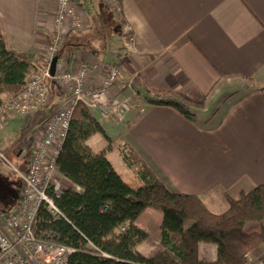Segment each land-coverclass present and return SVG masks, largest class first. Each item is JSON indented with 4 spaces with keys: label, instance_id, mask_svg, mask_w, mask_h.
I'll return each instance as SVG.
<instances>
[{
    "label": "crops",
    "instance_id": "0c3cea01",
    "mask_svg": "<svg viewBox=\"0 0 264 264\" xmlns=\"http://www.w3.org/2000/svg\"><path fill=\"white\" fill-rule=\"evenodd\" d=\"M119 2L122 20L112 0H75L83 29L67 30L60 54L64 71L74 72L81 63L90 65L87 83L91 88L100 87L110 65H119L123 81L109 95L139 98L122 119L91 110L109 141L97 133L86 144L96 153L105 152L132 189L143 182L138 166L123 158L124 144L169 190L195 195L210 212L223 214L229 209L228 198L238 200L242 193L264 186V0ZM55 13L56 0H0V35L9 50L28 53L39 62L53 31ZM124 25L133 33V49L126 57ZM113 35L116 41L110 39ZM50 84V109L55 110L64 90L55 81ZM145 86L180 94L196 113L195 119L169 106L151 105L146 97L154 96ZM43 118V113L10 114L0 130L23 135V141L7 149L20 160L19 193L14 201H6V208L0 206V212H13L19 204L22 177L31 157L25 158L42 139ZM6 178L7 182L16 180ZM69 186L80 190L73 183ZM144 216L155 217L161 227L163 213L148 208L135 223L150 237L140 224ZM260 227L248 223L245 232H258ZM147 241L137 244L136 250L149 257L152 254L144 247ZM250 257L253 264L263 259L264 245ZM200 258L215 261L217 245L201 243Z\"/></svg>",
    "mask_w": 264,
    "mask_h": 264
},
{
    "label": "trees",
    "instance_id": "16d2710c",
    "mask_svg": "<svg viewBox=\"0 0 264 264\" xmlns=\"http://www.w3.org/2000/svg\"><path fill=\"white\" fill-rule=\"evenodd\" d=\"M34 69L32 56L9 50L0 35V105L5 95H15L24 88ZM145 90L154 96L146 97L151 105L169 106L187 119H195L196 113L180 94L147 86ZM97 133L109 141L92 111L79 104L57 168L80 190L68 187L56 200L64 218L54 219L43 208L37 220L40 234L51 231L59 243L76 248L70 264H250L247 256L264 245V186L242 193L238 200L228 198L229 209L214 214L199 197L169 190L135 150L124 144L121 154L130 165L138 166L137 175L143 182L135 190L114 169L105 152L96 153L86 144ZM8 182L0 180L1 207L19 193V181ZM148 208L163 213L162 250L152 257L136 250L137 244L148 239L135 224ZM252 222L259 223L260 230L245 232V226ZM121 229L123 232H117ZM201 243L217 245L215 261L200 258Z\"/></svg>",
    "mask_w": 264,
    "mask_h": 264
},
{
    "label": "built area",
    "instance_id": "2783aa9c",
    "mask_svg": "<svg viewBox=\"0 0 264 264\" xmlns=\"http://www.w3.org/2000/svg\"><path fill=\"white\" fill-rule=\"evenodd\" d=\"M116 5L117 18H121L119 0ZM74 33L83 29V21L75 0H56V13L49 43L39 62H35L33 74L24 88L15 95H8L0 105V130L10 114H41L42 139L32 153L28 169L23 174V187L19 204L13 212H0V264H70L76 248L59 243L51 231L40 234L37 220L41 210L46 209L54 219L64 218L56 204L69 184L58 171L57 159L72 123L75 108L84 104L90 110H99L106 118L122 119L132 109L133 98L113 95L109 92L120 86L123 72L119 65L108 67L104 81L98 88L88 86L90 65L81 63L74 72L61 68L62 51L67 30ZM123 57L133 49V33L124 25ZM58 58L54 75L52 63ZM51 81L62 86L64 97L60 106L50 109L53 95ZM4 156L0 154V160ZM106 256V254H104ZM249 263L253 264L250 255ZM257 264H264V258Z\"/></svg>",
    "mask_w": 264,
    "mask_h": 264
},
{
    "label": "rangeland",
    "instance_id": "374dc122",
    "mask_svg": "<svg viewBox=\"0 0 264 264\" xmlns=\"http://www.w3.org/2000/svg\"><path fill=\"white\" fill-rule=\"evenodd\" d=\"M115 28H117L116 24H113ZM115 35L111 36L110 39H116L114 38ZM109 39V41H110ZM113 41L111 42V45L114 46L115 43ZM40 58V56H38ZM139 98H133V104L134 107L136 105V101ZM21 142L23 141V135L19 133H4L3 131H0V154L4 156L3 160H0V180L1 178L6 180V177H14L13 179L19 180V170H22L20 167V160L18 161V158L16 157L15 153L9 154L7 153V149L14 143V142ZM32 153V152H31ZM32 154L27 156L25 158V161L30 158ZM31 159V158H30ZM24 162V161H23ZM6 208V207H4ZM141 226L146 227L147 230L150 231L151 236L148 237V241L145 243L144 247L147 250L148 253H151L152 255L149 257H152L156 255L158 252L162 250V246L160 244V228L158 220L155 217H147L144 216L142 220L140 221ZM264 258V257H263Z\"/></svg>",
    "mask_w": 264,
    "mask_h": 264
},
{
    "label": "water",
    "instance_id": "95a60500",
    "mask_svg": "<svg viewBox=\"0 0 264 264\" xmlns=\"http://www.w3.org/2000/svg\"><path fill=\"white\" fill-rule=\"evenodd\" d=\"M57 60H58V58H55L53 63H52V69H51L52 75H54V73H55Z\"/></svg>",
    "mask_w": 264,
    "mask_h": 264
}]
</instances>
